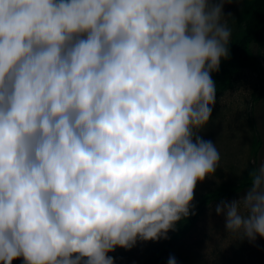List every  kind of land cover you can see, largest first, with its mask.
I'll return each instance as SVG.
<instances>
[{
  "label": "clouds",
  "instance_id": "9594fccd",
  "mask_svg": "<svg viewBox=\"0 0 264 264\" xmlns=\"http://www.w3.org/2000/svg\"><path fill=\"white\" fill-rule=\"evenodd\" d=\"M231 3L0 0V264H115L196 214ZM248 179L214 211L254 244L264 161Z\"/></svg>",
  "mask_w": 264,
  "mask_h": 264
},
{
  "label": "rangeland",
  "instance_id": "374dc122",
  "mask_svg": "<svg viewBox=\"0 0 264 264\" xmlns=\"http://www.w3.org/2000/svg\"><path fill=\"white\" fill-rule=\"evenodd\" d=\"M245 3V0H233L225 4V14L232 13L227 18L230 42L243 36L247 19ZM251 53L263 74L247 67L235 76L233 86L217 97L210 123L202 134L216 145L220 162L212 178L197 184L194 205L209 193L248 183V171L264 161V28L260 42L251 45ZM258 138L263 140L262 144L258 145ZM240 194L243 191L224 200L239 199ZM220 201L209 204L195 228L175 240L171 256L175 257L176 264H264V239L257 237L253 244L227 232L224 217L214 211ZM174 233L170 231L167 240L138 241L131 250L117 248L109 255L115 258V264H148ZM13 264H23V259L14 260Z\"/></svg>",
  "mask_w": 264,
  "mask_h": 264
},
{
  "label": "trees",
  "instance_id": "16d2710c",
  "mask_svg": "<svg viewBox=\"0 0 264 264\" xmlns=\"http://www.w3.org/2000/svg\"><path fill=\"white\" fill-rule=\"evenodd\" d=\"M246 21L243 36L230 42V58L222 60L218 73H213L216 82L217 97L233 86L234 78L241 70L251 67L262 75L260 64L254 60L251 53V45L260 42L261 31L264 28V0H245ZM263 140L258 138L259 143ZM258 166V165H257ZM249 183V182H248ZM248 183L241 184L226 191L209 193L201 198L195 205V215H190L186 221L177 228L173 238L168 240L163 247L151 258L148 264H166L167 259L174 251V244L177 238L187 236L196 226L203 210L217 200H224L235 197L238 189L243 188ZM240 191V192H241Z\"/></svg>",
  "mask_w": 264,
  "mask_h": 264
}]
</instances>
